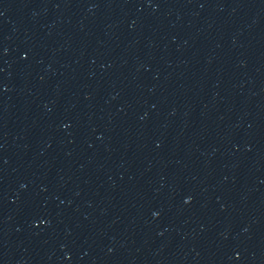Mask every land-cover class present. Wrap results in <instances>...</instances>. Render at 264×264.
I'll return each mask as SVG.
<instances>
[{"label":"water","instance_id":"water-1","mask_svg":"<svg viewBox=\"0 0 264 264\" xmlns=\"http://www.w3.org/2000/svg\"><path fill=\"white\" fill-rule=\"evenodd\" d=\"M0 264H264V0H0Z\"/></svg>","mask_w":264,"mask_h":264}]
</instances>
